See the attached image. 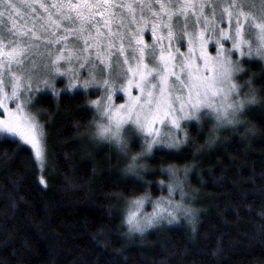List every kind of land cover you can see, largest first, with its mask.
<instances>
[{"label": "trees", "instance_id": "1", "mask_svg": "<svg viewBox=\"0 0 264 264\" xmlns=\"http://www.w3.org/2000/svg\"><path fill=\"white\" fill-rule=\"evenodd\" d=\"M240 85L259 101L240 123L189 122V142L154 147L138 161L139 176L124 170L143 141H132L127 155L96 145L89 93H43L46 164L29 145L0 136V264H264L262 60ZM170 166L194 216L130 234L128 200L166 194L173 178L161 170Z\"/></svg>", "mask_w": 264, "mask_h": 264}, {"label": "snow or ice", "instance_id": "2", "mask_svg": "<svg viewBox=\"0 0 264 264\" xmlns=\"http://www.w3.org/2000/svg\"><path fill=\"white\" fill-rule=\"evenodd\" d=\"M256 7L255 0H0V136L29 145L43 166L44 126L27 110L30 93L39 91L34 79L56 93V77L67 76V89L103 90L87 102L99 117L90 122L98 140L116 144L125 155L130 151L125 137L130 128L143 140L142 151L131 156L124 170L139 176L144 165L138 161L154 147L173 149L189 142L184 122H199L208 115L216 128L236 125L246 106L259 102L255 90L240 98L234 78L243 68L240 59L232 58L264 60V0L259 14L245 11ZM149 19L151 44L144 40ZM161 28L166 36L158 34ZM185 38L187 52H182ZM39 42L49 46V57L51 45H64L44 65L42 80L26 63ZM210 43L216 47L215 56L207 51ZM73 59L80 69L87 68L86 78L72 67L61 70V61L71 65ZM117 91L127 97L124 103H114ZM178 171L172 166L161 170L173 177L167 185L169 196L179 188L182 201ZM146 202L153 204L151 213L143 211ZM177 213L192 217L195 210L164 197L150 201L145 195L128 200L124 222L130 233L143 235L165 220L177 222Z\"/></svg>", "mask_w": 264, "mask_h": 264}, {"label": "rangeland", "instance_id": "3", "mask_svg": "<svg viewBox=\"0 0 264 264\" xmlns=\"http://www.w3.org/2000/svg\"><path fill=\"white\" fill-rule=\"evenodd\" d=\"M255 3L257 5L256 8H253V9H247L246 8L245 11H252L254 14H259L260 0H255ZM138 18H139V14H138ZM5 19H7L6 16H5ZM224 26L226 27L227 24L225 23ZM199 27H202V25L197 26V29H196L197 31L199 30ZM132 28L134 29L135 26L133 25ZM189 31H192L191 27L189 28ZM158 34L159 35H164V36L167 35L166 30H164L162 28L158 30ZM206 35H207V33H206ZM150 37H151V39H150ZM152 39H153V37L151 35V19H149V25H148L147 28H145V31H144V40L147 43L151 44L152 43ZM164 43H167V41L165 40ZM173 43H176V41H174ZM69 46H71V42H70ZM48 47L49 46H47L45 42H39L38 46L33 49L32 54L29 57L26 58L27 67L29 69L34 67L35 68L34 76L35 77H39L40 80L46 78V69H45L44 65L48 64L50 62V59H54L55 55L58 53V48L64 47V45H55V44L51 45L50 49H51V52L53 54L51 57H49L46 54ZM225 47L230 48L231 47V42L225 43ZM181 51L182 52H187L186 38L184 39V41L181 42ZM198 51H199V48L197 46V53H198ZM207 51H208V53L210 55L215 56L216 47L214 46L213 43L209 44ZM65 55H67V52L65 53ZM93 55H94V52H93ZM232 58L234 60H236V59H240L241 60L240 66L243 68V71L236 74V76L234 78V82L237 85L240 86V98H244L247 93L244 90L243 86L240 85V81L242 80L244 75H246L247 67L249 66V64L253 63L254 61H260L261 59H259L258 57H251V58L244 57V58H240L238 55H235ZM262 61L264 62V60H262ZM33 62H34V64H33ZM60 67H61L62 71L67 69V68H69V67H72L73 69H76L79 72L81 79L86 78L87 75H88L87 68L80 69L79 68V62L76 61L75 59L72 60L71 65L65 63L64 61H61L60 62ZM12 70L13 71H17L15 66H13ZM5 78L7 79V76ZM68 83H69V79H68L67 76H57L56 79H55L56 95H59L62 92L72 93L73 91H84L83 89H80V88L67 89L66 85ZM119 83H123V81H119L118 84ZM37 85L39 86V91H35V92L30 93V95L32 97V103L28 106L27 110L30 111L33 115H35L37 120H38V122L44 126V133H45V139H46V150H47V144H48L47 138L48 137H47V131H46V128H45V123H44L45 122L44 115L46 114V112L44 110L40 109L38 99L41 97V95L43 93H47V92L53 93V92L51 90H49V89H46L42 83H39L38 80L34 79L33 87L35 88V87H37ZM61 90H63V91H61ZM9 91H10V89H9ZM137 91L138 90L133 89V93L134 94H136ZM102 92H103L102 89L97 90V89L90 88V89L87 90V93L90 94L91 100H95V99L99 98L102 95ZM57 93H59V94H57ZM113 99H114V103L121 104V103L125 102L127 97L124 95L123 92L117 91L115 93ZM10 107H14V105L10 104ZM94 111H95V109H94ZM95 116H96L97 119H99L97 114ZM203 118L207 119V118H211V116L204 115V116L201 117V119H203ZM211 119H214V117H212ZM189 122H192V121L184 122L185 131H186V127L185 126ZM125 137L129 139V144L132 141L136 140V139L142 140L141 138H137V134L135 133L134 129H131V128L125 133ZM10 138H13V137H10ZM182 138H183V136L181 135V139ZM89 139H90V137H89ZM93 140H94L96 145H100L101 147L108 148V149L109 148H114L116 151H118V150L120 151L119 147L116 144H114V143H110L108 141H100L95 136H94ZM46 162H47V156L45 155V159H44V163L43 164L45 165ZM141 169L144 170L145 168H141ZM171 178H173V177H171ZM145 195L149 197L150 201H156L158 199V198H151V195L148 194V193H145L143 196H145ZM161 197H164V198H167V199H172L174 202L182 203L184 206H186V203L181 201L179 188L176 190V192L172 196H169V193L167 191V193L162 195ZM165 207H166V205H165ZM152 210H153V204L150 203V202H146L143 211L146 212V213H151ZM170 210H172V209H170ZM127 211H128V205H127V207L125 209V218H126V215H127ZM178 214H180V213H177V215ZM180 215H182V214H180ZM182 216H184V215H182ZM163 223H167V221L165 220ZM128 229H129V227H128ZM130 234L139 235L140 233L139 232H131Z\"/></svg>", "mask_w": 264, "mask_h": 264}, {"label": "flooded vegetation", "instance_id": "4", "mask_svg": "<svg viewBox=\"0 0 264 264\" xmlns=\"http://www.w3.org/2000/svg\"><path fill=\"white\" fill-rule=\"evenodd\" d=\"M150 39H151V37H150Z\"/></svg>", "mask_w": 264, "mask_h": 264}]
</instances>
